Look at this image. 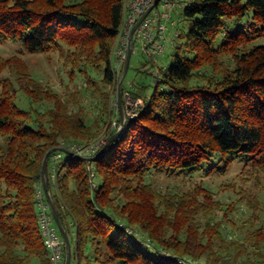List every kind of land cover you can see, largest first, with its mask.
Listing matches in <instances>:
<instances>
[{
	"label": "trees",
	"instance_id": "1",
	"mask_svg": "<svg viewBox=\"0 0 264 264\" xmlns=\"http://www.w3.org/2000/svg\"><path fill=\"white\" fill-rule=\"evenodd\" d=\"M129 2L0 0V42L56 53L66 89L43 82L22 53L0 55V264H52L36 192L54 148L49 189L71 264H264V214L235 235L229 211L239 205L225 206L207 183L158 180L226 175L238 162L264 169V0H188L177 9L189 26L175 28L173 61L147 54L142 79L122 82L124 102L142 103L112 138L123 68L113 56ZM111 138L95 160L59 150L104 139L86 155L94 157ZM57 153L65 157L54 163Z\"/></svg>",
	"mask_w": 264,
	"mask_h": 264
},
{
	"label": "rangeland",
	"instance_id": "2",
	"mask_svg": "<svg viewBox=\"0 0 264 264\" xmlns=\"http://www.w3.org/2000/svg\"><path fill=\"white\" fill-rule=\"evenodd\" d=\"M126 12L124 14L123 19L126 20ZM176 28L188 27L189 21L186 20L182 15H178L175 18ZM175 27H172L170 24L169 29H167V33H174ZM182 39L176 38L173 45L172 43L166 46V49L162 55H158L157 59L160 64L167 65L174 59V54L177 50V46L181 44ZM19 42H14L12 40H8L5 42H0V55L6 57L12 55L14 53H22L23 57L27 59L30 64L31 70L39 75L43 82H51L54 86L58 87L61 90H66L65 86L61 87L59 85L61 83V63L58 60V55L56 53L49 52H38V53H29L25 51ZM23 52H21V50ZM115 56V52H114ZM113 56V57H114ZM147 53L142 49H138L136 54L133 56L131 68L128 69V73L125 77V85L129 86L131 82L140 81L142 79V73H138V70H143L146 64ZM157 67L155 66L154 72L157 71ZM146 82L151 86L154 84V75H147L145 78ZM68 82V81H67ZM65 84V83H64ZM74 83L69 84L71 86V90H76L79 88V85H75ZM63 86V85H62ZM118 94L113 95L112 106L115 108L119 105V98L116 96ZM91 102H87L86 105L89 106ZM133 106V103L129 101L126 97L124 102L125 107L127 105ZM126 109V108H124ZM91 112V117L94 119L97 115L96 110L89 109ZM127 114V109H126ZM122 130V128L120 129ZM65 157V156H64ZM245 163L238 162L229 170L226 175H213L210 177H201L199 179H173L168 176L159 177L160 184L168 185L172 183H178L183 188H191L195 183V181L201 183H207L212 186L213 190L216 192V199H220L224 202L225 206H228L230 203L239 205L240 212L235 211L236 207H233L232 211H229L230 217L232 218L231 222L228 224L233 225V232L235 235H242L241 229L238 226L242 227L248 217L257 216V219L260 215L264 214V169L257 166H247L244 167ZM225 184L233 185V188L225 187ZM241 191L243 197L237 194V191ZM237 210V209H236ZM261 220V219H259ZM31 264H37L36 260H33Z\"/></svg>",
	"mask_w": 264,
	"mask_h": 264
},
{
	"label": "built area",
	"instance_id": "3",
	"mask_svg": "<svg viewBox=\"0 0 264 264\" xmlns=\"http://www.w3.org/2000/svg\"><path fill=\"white\" fill-rule=\"evenodd\" d=\"M153 2L154 0H130L128 5V18H126L127 21L122 35V44L117 51L116 63L118 68L123 67L126 61L133 27L138 22L139 17L148 10ZM186 2H188V0H161L158 6L144 17L137 30H135L133 40L135 38L136 42L133 43L135 44L134 46L132 44V52H137L138 49H142L152 57L162 55L166 46L174 42V39L179 35L177 30H175L171 38H168L167 35V29H169L172 21V13L181 6L187 4ZM173 27L176 28L175 25H173ZM127 99L133 103V106L128 104L125 107L127 109V115L134 117L138 112L136 107H138L142 101L134 100L130 96H127ZM105 143L106 141L101 139L97 143L91 145L74 144L70 149L77 154L86 156L95 152L98 149L97 147ZM60 157V153L54 154L52 157L54 163L58 162ZM51 176L55 180L57 178L56 172L54 171ZM44 188V183L42 182L36 192L39 228L44 243L49 250L48 253H50L52 264H64L65 241L63 240L59 227H57L58 225L52 214L51 206L48 202V195Z\"/></svg>",
	"mask_w": 264,
	"mask_h": 264
},
{
	"label": "water",
	"instance_id": "4",
	"mask_svg": "<svg viewBox=\"0 0 264 264\" xmlns=\"http://www.w3.org/2000/svg\"><path fill=\"white\" fill-rule=\"evenodd\" d=\"M161 0H154L153 4H151V6L148 8V10L141 16L139 17V20L138 22L135 24V26L133 27L132 31H131V35H130V43H129V46H128V53H127V58H126V61L124 63V66L122 68V72L120 74V79H119V89H118V98H119V108L120 109V114H121V117H122V124H121V127L120 129L125 125L126 123V120H127V114H126V109L125 108V105H124V100H123V90H122V86H123V83L124 82V79L126 77V74L128 73V69L130 67V63H131V56L133 54L132 52V43H133V36H134V33H135V30H137L138 26L141 24L142 20L144 19V17H146L155 7L158 6L159 2ZM118 130L116 133H114V137L117 136L118 133H120L121 130ZM112 138L108 141V143L102 147L103 149H101V151L94 157H89V156H85V155H81V154H77L75 153L74 151H72L71 149H65V148H61L59 150H62L64 151L65 153H68V154H71V155H74L75 157L79 158V159H82V160H95L104 150H105V147H107V145L111 142ZM57 148H54L50 151L47 152V154L45 155V158H44V162H43V183H44V189L46 190L47 192V195H48V202L50 203V206H51V210H52V214L55 218V221L57 223V227H59V230L61 232V235L63 237V240L65 241V246H66V259H65V264H71V261H72V255H73V249H72V243H71V240L69 239V235H68V232L66 230L65 227H63V223L59 217V214H58V211H57V208L54 204V201L53 198H52V195H51V191H50V179H49V168H48V161H49V157H50V154L55 151Z\"/></svg>",
	"mask_w": 264,
	"mask_h": 264
},
{
	"label": "crops",
	"instance_id": "5",
	"mask_svg": "<svg viewBox=\"0 0 264 264\" xmlns=\"http://www.w3.org/2000/svg\"><path fill=\"white\" fill-rule=\"evenodd\" d=\"M128 12H129V10H127L126 11V16H127V18H128ZM181 13H180V11L179 10H175V11H173V13H172V21H171V25H172V27H173V25H175L176 26V21H175V18H176V16H178V15H180ZM125 21H127V19L125 20ZM173 22V23H172ZM126 23V22H125ZM173 34L174 33H172V34H170V33H167V35H168V38H171L172 36H173ZM122 35H123V33L121 34V36H120V39H119V44H118V47L116 48V51H115V56H114V58H115V60H116V62H117V51H118V49L121 47V44H122ZM116 65H117V63H116ZM60 156L61 157H63L64 155L63 154H60ZM73 248V247H72Z\"/></svg>",
	"mask_w": 264,
	"mask_h": 264
}]
</instances>
